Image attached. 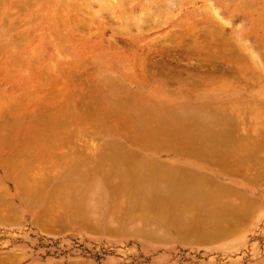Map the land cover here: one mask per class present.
Masks as SVG:
<instances>
[{
	"label": "rangeland",
	"instance_id": "374dc122",
	"mask_svg": "<svg viewBox=\"0 0 264 264\" xmlns=\"http://www.w3.org/2000/svg\"><path fill=\"white\" fill-rule=\"evenodd\" d=\"M204 1L205 0H179L180 4L178 5L180 6L177 5L176 8L178 7L177 10L179 7L181 9L177 14V11H175L171 17H166L165 14H160V21L158 20L159 23L156 22L158 24L161 23L160 26L157 25L156 27L155 23H153L155 26L151 23L152 25H149H151L150 28L152 30H148L149 32L142 35L135 33L136 29L133 28L130 29L131 32L119 30L120 32L122 31V33H119L115 17L111 18L106 16L105 20H107V22L105 25H101V22L98 20L97 29L93 24H88L82 27L78 25L76 30L70 32V35L67 34V36L53 38L47 35L46 32L36 33L37 30L40 31L42 29L40 27L42 23L45 22L42 13L35 12L32 9L30 11L19 12L21 13V16L24 14H26V16H31V21L30 23L21 25L20 29L17 31L19 33H25V36L19 42V45L6 48L4 52L0 53V117L7 115L9 118L10 116L13 117L19 113H23L24 116L22 114V119L25 122H19L18 129H15L17 127L14 128V126L17 124L18 120L15 119V122L13 117L14 125L12 128H10V125L9 129H13V132L17 130L16 133L19 132L18 134H13L12 130L8 129V120H6L7 122L5 121L6 124H2L3 119H0V127L7 125L6 127L9 130L6 136L3 134V136H0L1 139L3 138L2 140L0 139L2 141H0V158L7 157L12 153L14 154L16 150L14 147L17 146L18 150H21L23 149L22 146L24 147L28 144V141L30 142V138L28 139L29 135L25 137L28 134L26 131L29 130L28 132H30L33 127L31 125L33 121L31 117L29 119L28 112H32L31 114H33V110H36L37 107L39 108L40 105L42 106V104L49 100L52 101V99H50V97H52L50 95H53L52 91L56 86L59 88L63 85L62 81L65 77H67L65 80H69L70 77L77 76L76 78L77 80L79 78L80 80L78 81L80 82L85 76L91 77V74L93 76L91 78L95 79L94 82L96 81L98 83L103 80H110L112 82L120 80L124 83L122 84L124 88L114 86V90H111L110 88H108L109 90L107 88L104 90L107 92L111 91L112 94H114V96L117 95L116 97L118 98L120 96L124 98V93H128L131 90L134 91L137 87L135 82H133L135 78L134 75L136 76V80L137 78L139 79L140 76L138 75H141V73H147L146 75H142L147 76L152 72L156 75L153 76L157 78V75L160 74L162 78L170 77L169 79L166 78V80L167 82L170 81L172 84L170 85L169 82V85L166 86V88H169L173 93L167 96V99L171 100L167 105L166 103L164 105L163 102H159L160 104H163L160 105L157 103L158 101L153 105L154 102L151 104L150 100H148L151 104L149 106H153L152 108L156 111L159 112V110H162L161 108L165 106L166 108L169 107V109L173 108L171 105L172 103L182 101L185 105L176 106H185L192 110L196 115H204V111L210 110L225 114L227 118L231 120L232 123L230 122V128L233 129V131H231L233 136L231 137H233V139L238 137L237 140H234V143L236 141V145L233 143L234 147L242 150L244 153L248 150V153L243 157L241 163L242 165H246L245 180H242L238 185L237 182L229 177H223L222 182L230 183L233 186L239 187L237 188L239 193L245 195L246 215L243 214L244 216L242 215L241 217L246 220L242 219V221L240 220L241 218H239L242 222L239 221L238 223L237 220L234 224L235 226L233 225L230 231L228 230V232H226L227 235L222 234V238L221 236L214 238L211 241L219 238L220 240L209 245L198 246L197 244L200 243L196 242H194L196 245H184L178 244L174 241L163 245L155 243L150 244L140 238L125 236L121 233H118V235L114 234L115 236L109 235V233L106 234L107 232L102 231L95 232L92 230L91 233L89 232L90 230L83 229L80 226V223L77 225L78 222L75 223L74 226H80V228L65 225L66 227L64 226L61 228L62 231L60 228L51 230L43 228L42 230L41 227L39 228L31 223L30 219L34 211L31 208L32 210L21 211V219L15 217L14 220H11V222L8 221V223H5L3 220L0 221V254L15 253V256L17 257L15 261L10 264H264V0H209V2L217 8L218 15H208L204 6ZM141 5L142 4H140L139 7ZM247 5L250 9H253V7L258 8V12H253V10L246 11L248 10ZM132 8L133 7L128 6L127 10L131 11ZM236 8L241 9V11H238ZM137 9L138 7H135L133 10L136 11ZM242 9L244 13L242 12ZM183 12L188 13L183 14ZM259 16L262 17L263 20L261 23L257 24V22L255 23L253 20H256ZM74 18L75 16L72 15L71 22L75 20ZM57 23L59 22H50L49 24L57 28ZM59 30L64 29L61 26ZM170 30L171 32L173 31L174 34H170L171 36L168 34L170 36L169 39L167 38L168 35L163 33H168L167 31L170 32ZM195 38H198V41L204 42L206 47L197 46L194 43ZM167 39L169 40L165 41ZM215 45L217 47V50L215 49L216 51H213V48L212 50L209 49V46ZM8 57L17 62H8L10 61L7 59ZM134 66L137 68L135 67L133 69ZM165 68L170 72L167 73L166 71L168 76L166 73H163L165 72ZM68 75H70V77H68ZM81 75H83V77ZM129 76L131 81L133 79L132 82L134 85L132 82L129 84L133 86L124 82L129 81ZM47 77L56 78V80L53 82V79H50L51 82H47ZM161 77L158 79L161 80ZM165 78L163 79L165 80ZM73 79V83L76 85L75 83H78V81L74 77ZM68 80L65 81L68 82V84L66 83L68 85V89L66 90L70 91L69 88L71 87L69 86L73 83L71 81L70 84V81ZM177 80H182L183 83H187L188 81L187 85L190 82L189 80H192L193 82H191L189 86L186 84L185 86L184 84L181 85V83H178ZM183 80H186V82ZM48 83L51 85H48ZM78 84V87L80 86L83 87V89H86V87L83 86L85 83L82 84L80 82ZM85 86L89 87L88 84H85ZM116 87L118 89H123L124 91L121 90L120 92H116ZM58 88L54 91H59ZM62 88L66 87L63 85ZM62 88L60 87V91ZM73 88L75 89L76 86L72 87V90ZM180 88H185V90L189 91V94L191 93L189 97L191 98L189 99L188 96L180 95V93H178ZM76 89L77 91H71L78 93L79 89ZM81 89L82 88H80V90ZM83 89L82 91H84ZM144 90L154 91L158 89L150 87ZM45 91L50 93L46 92V94ZM37 94H39L42 99ZM159 94L163 93L159 92ZM198 96L199 98H197ZM205 99H209V102H206ZM34 100L37 101V104ZM42 101L43 103L41 104ZM151 101H153L152 98ZM33 103L37 106H32ZM52 103L53 102H50L48 105L46 103L48 108L49 106L51 107L50 104ZM141 103L138 104L141 105ZM143 105L145 106L147 104ZM47 106H43V108L45 109ZM144 106L143 108L139 107L143 109L142 111L148 109L149 112L148 105V108L145 110ZM140 108L139 110H141ZM166 108L163 109L165 110ZM199 109H202V112L199 111ZM41 110L44 111L43 109H37V112L34 114L36 115L38 111L41 112ZM76 110L77 113H79V110ZM218 110L220 111L218 112ZM143 115L145 116V114ZM12 117L9 119H12ZM18 117L16 116L15 118ZM68 119L69 116H67V122L62 127V130L61 128H57L58 130L54 131V133L60 135L64 134L61 135V137L58 134L56 136L54 135L56 140L59 138L60 141H53V139H50L52 140V143L55 142L58 147L54 148L56 145L53 144V148H49L47 143H49L50 140L47 139L48 142L47 140H44L45 142H43L46 143L44 145H48L49 149L46 147L48 151L44 150V146H41L43 145V142L38 138L41 137L40 134L37 137L40 141H37H39L41 147L38 145L36 153H33L35 149L29 151L32 152L33 155L35 154V156L39 154L37 157L38 159L36 158L37 160H40L39 157L41 156V153H45V156L42 155L43 158L41 156L39 163L47 162L42 163L43 165H38V162L33 160V163L35 162L34 166L36 164L38 167H36V169L32 167L35 169V174L32 172L29 173V175L31 174V176L36 178H43L44 174L45 176H49L50 171L51 174L54 175L51 176V178H55H53V180H49V176L48 181L46 177L45 185L50 184L49 186L47 185V189L45 188L44 182H42L44 189H46L45 192L43 191L44 193L42 195L45 196L50 194V192H48L50 188L53 189V187H56L55 185L59 184L62 173L58 175L59 173L57 174L55 172L63 169V166L66 165L65 161L66 163L68 162V169L74 167L73 164L71 166V163L75 161L77 155H84L81 157L82 159L79 158V156L76 157V160L79 163L75 162L78 165L81 163L79 167L81 166L84 168L83 164H85V167L89 168V164L87 165V163H90V160H94L96 154L97 160L99 159L98 156L103 150L102 148L107 147L105 144L108 145L107 142L109 140V143L118 140L113 134H110V136L108 133L107 135L109 137L104 136L106 135L105 132V134L102 135L100 132L93 134V130L95 129L89 128L93 127L89 125V127L84 130L85 132L81 131L80 128L82 127H79L76 121L75 124H72L74 122V117L73 119ZM21 120L19 119V121ZM13 121L10 120L11 123ZM26 121H31L28 125L30 124L32 127L26 129ZM94 123L96 122L94 121L91 125ZM70 124L74 127H78L74 128L72 125L70 126ZM213 124V126L216 125V123ZM94 125L97 127L96 124ZM83 127L85 128V125ZM78 128L84 133L83 135L76 130ZM212 128L214 127H211L209 130H212ZM23 129H25L24 131L27 134L25 133L21 135L20 132H22ZM87 130L90 132H87ZM214 130L218 129L214 128ZM0 131H2V128H0ZM19 134L21 136H18ZM31 135L32 134H30V136ZM234 135H236V137ZM33 136L36 137L37 135L34 134ZM42 136L41 139H44L45 135ZM86 136L90 138L88 139ZM15 137H19L18 139L23 143L26 139L27 144L20 143ZM61 138L65 141H62V144H60ZM13 139L17 141L15 142ZM35 139L31 141H35ZM12 140L16 146L12 145L14 144L12 143ZM119 142L122 143L119 144L126 147H140L137 146L139 145L138 143L132 144L131 142H125L122 140H119ZM18 143L22 146L20 147ZM102 143L105 147H103ZM28 146L30 147V145ZM28 146L25 147V150H22L21 156L17 157H22L23 153H25L24 155L29 153L27 149L30 148H28ZM98 147L102 148L99 149ZM234 147H232V150ZM50 149H53L52 152H49ZM6 151L7 153H5ZM70 151L71 153L75 152L77 154L72 153V155H70V157L72 156V159H70L71 162L69 160L67 161V159L70 158H68ZM226 151L228 153V150H223L222 152L226 153ZM53 152L55 155L58 154L59 157L58 155L53 156L51 154ZM249 152H251V158L249 157ZM49 153L54 157V159L51 157L50 161H48L50 159L48 157L50 156H47ZM253 154H255V156H253ZM33 155L32 157H34ZM85 156L90 160L88 161L87 159H84L87 160V162L83 163L81 160H83ZM27 157L26 159H29ZM55 157H57L58 160ZM31 158L30 160L32 161L33 158ZM164 158L169 157L165 156ZM42 159L44 161H42ZM72 160L74 161L72 162ZM61 161L62 163H57ZM221 162L222 161H220V164ZM225 163L226 162L224 161V164ZM28 165H30V162ZM55 165L58 167L56 168ZM43 166H46L44 170H42L44 168ZM75 166L77 168V165ZM92 166H90L91 169ZM65 167L66 166H64L65 170L63 169V175L67 170ZM32 168L28 169V171L32 170ZM259 170L261 173L260 177L257 176ZM24 171L27 170L25 169ZM43 171L45 172L43 173ZM46 172H48L49 175L46 174ZM5 176L4 168L0 166V186L2 185L0 188L3 189V187L6 186L8 190V193L6 196L4 195V198H7V200L10 201L12 200L11 202H13L16 207L26 206L25 204L24 206L21 205V203H23L22 198L14 197V184L11 175L8 174L6 177ZM257 180L259 183H257ZM33 183L32 186L37 187L36 179ZM81 192L82 190L80 193ZM250 199L251 201H255L252 203ZM47 200L49 202V199H45L43 202H46ZM59 208L56 210L62 212ZM34 209H36V207ZM100 215L102 216L101 219L107 216L106 214ZM229 233L230 235H228ZM211 241L202 243H208Z\"/></svg>",
	"mask_w": 264,
	"mask_h": 264
},
{
	"label": "bare ground",
	"instance_id": "6f19581e",
	"mask_svg": "<svg viewBox=\"0 0 264 264\" xmlns=\"http://www.w3.org/2000/svg\"><path fill=\"white\" fill-rule=\"evenodd\" d=\"M140 4H142V5L139 7ZM178 4H180L179 0L178 1H176V0H0V53L4 52V50L6 48L18 46L19 42L25 36V33H23V32L19 33L17 31L20 29L21 25H24L25 23H30L31 16H26V14L21 16L20 15L21 13H19V12L30 11L32 9L35 12L42 13L44 15L45 22H43L41 27H40L42 29L40 31L37 30L36 33L38 34L40 32H46L47 35H49L50 37H53V38L67 36V34L70 35V32H73V30H76L78 25L80 27H82V26H85L88 24H93V25H95V27L97 29L98 20L101 22L100 23L101 25H103V24L105 25V23L107 22V20H105L106 16L111 17V18L115 17V19L117 21V30L118 31L124 30L126 32H129V31L131 32L130 29L133 28V29H136V31H137L136 32L134 30L135 33L142 35V34L149 32L150 30H152L150 27L153 23L156 24V27H157V25L160 26L161 23L158 24L159 23L158 20L160 19V14H162V15L165 14L166 17H171V15H173V13H175V11H177L176 12V14H177L179 12V10L181 9L179 7V9L177 10L178 7L176 8V6ZM128 6L133 7L131 9V11L127 10ZM178 6H180V5H178ZM204 6H205V9H206L208 15L209 14L218 15L217 8L212 3H210L209 0L204 1ZM135 7H138V9L136 11L133 10V9H135ZM247 8H248V10H246V11L253 10V12L257 11V9H258L255 7H253V9L252 8L250 9V7H248V5H247ZM236 9L238 11H241V9H239V8H236ZM242 12L244 13L243 9H242ZM187 13L188 12H183V14H187ZM191 13H192V11H191ZM72 15L75 16V18H74L75 20L73 22H71ZM86 16H87V21H86ZM262 20H263V18L259 16L258 18H256V20L254 19L253 21H255V23L257 22V24H258V23H261ZM50 22L51 23L52 22H59V23H57L58 29L55 26L50 25L49 24ZM156 22H158V23H156ZM164 23H165V21H164ZM149 24H151V25H149ZM155 24H153V25L155 26ZM61 26L63 27L64 30H59L61 28ZM263 27H264V25H263ZM134 31H133V33H134ZM167 32L168 33H163V34H165V35H168V34L170 35L172 33L174 34V32L173 31L171 32V30H170V32L169 31H167ZM119 33H122V31L121 32L119 31ZM169 35L167 36V38L170 39L171 35L170 36ZM169 39H167L165 41H168ZM194 43L197 46L206 47L204 42L198 41V38L194 39ZM212 48H213V51L217 50L216 45L215 46H209V49L212 50ZM7 59L10 60L8 62H11V61H12V63L17 62L16 60H13L12 58L10 59L9 57ZM231 66H232V64H231ZM135 67L136 66H134L133 69ZM166 69L167 68H165V70H164L165 72H163L164 74L167 71ZM153 72H155V71H153ZM151 73H149L147 76H142L143 74L146 75L147 73H141V75L137 74L140 77H139V79L137 78L136 80H135L136 76L134 75L135 78H134V81H133V79H132V81L135 82V85L137 87H136V89H134V91L131 90L128 93H124V95H125L124 98L121 96L118 98V97H116L117 95L114 96V94H112L111 91L107 92L104 90L105 88H107V89L110 88L111 90H114L115 89L114 86H117L118 88H121V87L124 88V86L122 85L124 83L122 81L117 80V81L112 82L110 80H103L102 82L99 81V83H98L96 81L94 82L95 79L91 78V77H93L91 74H90L91 77L85 76L83 74L86 78L83 77V75H81L83 77V79L81 78L82 80L80 82L82 84L85 83V84L89 85V87H87V86H85V84H83V86L86 87V89L85 88L83 89V87H80V86L78 87V85H79L78 83H80L78 80H80V79L78 78V80H77V78H76L77 76L76 77L75 76L70 77V75H68V77H70L69 80L66 79V80L70 81V84H71V81H72V83L74 81L73 77L78 81V83L77 82L75 83L76 85H74V83H73V84H71V86H69V87H71V88H69L70 91L66 90V89H68L67 88L68 82H65L66 81L65 78H67V77H65L64 80L62 81L63 82L62 84L66 88H62L63 85L60 86L61 84L59 85L62 88L61 91H60V87L58 88L56 86L59 89V91L57 90L58 92L54 91L57 89L56 87L54 90L52 88V90H53L52 94L53 95H50V96H52V97H50V99H52V101L51 100H49V101L53 102L52 103L53 105L50 104L51 107L49 106V108H48L47 105L50 102L49 101L46 102L45 100H43L47 103V105H46V103H44L45 105L42 104L43 103V101H42L41 102L42 106L38 105L39 108L37 107V109H43L44 111H42V110H41V112L38 111V113L36 115L34 113L37 112V109L33 110L34 115L31 114L32 112L31 113L28 112L29 119L31 117V119L33 121V123H31V125L33 127L30 126V124L28 125V123H30L31 121L30 122L26 121L27 124L26 123H25L26 125L24 124L25 128L27 129V128L32 127L31 131L30 132H28L29 130L26 131L28 134L24 131L25 129H23V131L21 130L22 132H20L21 135L26 133L27 135L25 137H27L29 135L28 139L30 138L29 139L30 142L28 141V144H27V140L23 139L25 141L24 143L27 144L26 146L30 145V147L28 146V148H30V149H27L28 152L30 150L31 151L34 149L36 150L38 145H39L40 140H42V142L44 140L46 141L47 139H49V140L53 139V141H60L59 138H57L58 140H56L55 136L58 133H54V131L58 130L57 128H61V130H62V127L67 122V116H69V119L70 118L73 119V117H74V119H73L74 122L72 121L73 122L72 124H75L77 122L78 126L79 127L81 126L82 128H84L83 126L85 125L84 129L80 128L81 131L86 130L87 127H89V126H93V127H89V128H93L95 130L97 129L96 130L97 132L92 129L93 134L94 133L97 134L100 132L102 135V134L106 133V135H104L106 137L110 134H113V135H115L116 139H118V140L109 143L110 140L107 142V139H106V142L108 145H106L105 142H104V144H105V146H107V148L102 143L103 147H105V148L101 147L103 149L101 151V153L102 152L104 153L107 150L110 151V152L107 151V153H106L107 156L105 155L106 159L108 157L107 162H106L107 164H105V166H102L104 164H101L102 162L103 163L105 162V160L102 159L103 158L102 156L105 153L100 154V155L98 154L99 155L98 158H100V160H102L100 162L98 159V161L100 163V165H99L98 161H95V160H97V158H96L97 154L95 155L96 159L93 156L94 160L87 159L86 158L87 156H85L83 158V160H81L82 159L81 157L84 155H82V156L77 155L75 153L76 150H75V152H72V153H75L77 155V156L76 155H74V156H76V157L79 156V158H81V159H79V158H77V159L81 160V162H83V163H86L87 160L88 161L90 160L91 165H90V163H87V165L89 164V166H88L89 168H87V167H85V164L82 163L84 165V168L81 166H80L81 167L80 168L79 165L81 163L78 165L77 163H79V162L76 160V157H75V161L77 163L74 160H72V162L73 161L74 162L71 163V166L73 164L74 167H70L67 169L68 162L66 163V161L64 160L66 165H64V161H63V165L66 166L65 168L67 170L65 171V173L63 175V171L65 170L64 166H63L64 170L61 169L62 170L61 171L58 168L60 170L58 172L53 168L56 171L55 173H57V174L59 173L58 175H60L62 173L63 177H62V175H61V177L59 176L61 179L59 181V184L57 182L58 185H55L56 187H53V189L50 188V190H48V192H50V194H48V196H45V195H42L45 192V190L47 189V185H48V184L45 185V181H46L45 179L47 177V180H48L49 176H50L49 180H51V179L53 180V178H54V177L51 178V176L53 175V174H51V171L49 172L50 175L48 174V172H46V174H48L49 176H45V174H44L43 178L38 177L41 182L39 181L38 178L31 176V174L29 175V173H32V172L34 173V170L36 169V167H38L39 164L43 165L42 163L46 162V161L42 162V161H44L42 159V161H41L42 163H39L41 160V156L42 155L45 156L44 155L45 153H41V156L39 157L40 160H37L38 159L37 157L39 154H37V156H35V154L33 155V153H36L37 150L36 151L34 150L33 153L32 152L27 153L26 155L27 156L29 155L28 157L26 155H24L25 153H23L22 157H17V156H21L22 150L23 149L25 150L26 146L23 147L21 145L23 149L18 150L17 146L14 143L15 140L13 139L14 141L12 140L13 141L12 143H14V144H12V145L16 146V147H14L16 150H15L14 154L11 152L12 153L11 155H8V156L5 155L7 157H1L0 158V163H1L0 166L2 168H4L6 176L8 174L11 175V178H12V181L14 184V197L22 198L23 203H21V205L24 206V204H25L26 206H24V207H18L17 206L16 207L15 204L13 202H11L12 200L10 201V200H7V198H4V195L5 196L7 195L8 190H7L6 186L3 185L4 186L3 189L0 188L1 189V191H0V198H1L0 199V221L3 220V221H5V223L6 222L8 223V221L11 222V220H14L15 217H19L21 219V216H20L21 211H28V210L33 209L34 211H33L32 217L30 219L31 223L33 225L38 226L39 228L41 227L42 230H43V228H45V229L47 228V230L57 229V228L61 229L65 225L66 226L70 225V226L78 227V228H80V226H81L83 229L90 230L89 232H91V233H92V230L95 232L96 231L97 232H99V231L107 232L106 234L109 233V235H113V236L118 235V233L119 234L121 233V234H124L125 236L140 238L141 240H144L145 242H149L150 244L155 243V244L166 245L169 242H173V241L176 243H181V244H183V243L184 244H191L194 242H196V243L205 242V241L209 240V238H216L219 236H221V238H222V234L227 235L226 232H228V230L230 231V229L237 222V220H238V223L242 219L246 220L243 217H235V216H238L239 213L240 214L242 213V211L244 210L242 208H245L246 205L244 206L243 204H241L244 207L241 208L240 205L238 207V203L234 202L235 200L234 201L232 200L233 198L234 199L239 198L236 195V193H238L241 198L243 197L242 194L239 193L238 191H233L231 189L228 190V188H227V190H226V188L220 189L219 188L220 186L217 185L218 183L217 184L211 183V184H213V186L215 185V188L212 185L208 186L209 184L206 181L207 178H205V176H206L205 174H204L205 175L204 176L202 174L200 175V174L196 173L197 175H199V179L198 178L196 179L197 175L193 173L195 175V177H194L195 181L192 180L190 182H187V180L186 181L184 180L185 182L174 181V180H172L173 178L171 177V174H170V178H172L171 179L172 181H169L168 179L165 180L166 178L164 179V176H162L159 173L158 169L154 168L155 170H158L157 171L158 173L157 172L155 173V170H154V173L148 172L149 170H147V169L149 167L152 168L151 171L153 170L152 165L147 164V162L149 163L148 160L146 161V164L144 163V165H143L144 167H146V165H148L149 167L147 166L148 167L147 169L140 167L141 166V165H139V163H141L139 161L140 159L138 158V161H135V158L137 160V154H135L136 155L135 157L131 158V159H133L132 162L135 161L134 163L137 166L135 167L134 165H131L130 169L128 168L129 170H132V171H128V169L125 170V168L128 167V165H130V163H129L130 161H125V164H126V162L129 163V164H126L127 166L125 167V164L123 165V163H124L123 159L124 158L126 159L127 157L130 159V157L126 156L128 152L127 153L124 152L125 154L122 152L124 149H126V146L121 145L122 143L119 142V140H122L125 142L128 141V142H131L132 144L138 143L139 145H137V146H140L141 148H144V149L145 148H151V149L154 148L152 150H155V148H159L162 150L164 148L165 149L169 148L167 151L170 150V152H171L172 150L170 148H174V151H173L174 153H175V150L178 149L176 151L177 152L179 151V153H182V155H184L183 153L188 151V154L191 153V155H189L190 158L192 156V153L193 154L196 153L193 156L199 155L202 157V155L205 154L204 152H203L204 153L203 154L202 151L207 149L209 154L206 153V156H208V157H206V159L210 158V159H207L208 162H211L214 159L215 160L219 159V162L222 161L224 164L225 159L221 158V157L219 158L218 157L219 154L221 156L226 155L228 158V156L231 155L232 152L228 154L226 151L227 154H225L222 151L223 150H228V151L232 150V147H234V144L236 143V141L234 143V140L238 139V137H236V135H234L236 137L234 139H233V137H231V136H233V134H231V131H233V129L230 128V125L232 122L230 119L227 118V116L225 114L217 113V112H213V111L209 110V111H204L205 116L204 115L199 116V115H196L192 110H190L189 108H187L185 106H176V105H185L182 101H176L175 103H172L171 105L173 108H170V109H169V107L166 108V106L162 107L161 108L162 110H159V112L156 111L154 108H152L153 106H149L153 102H154L153 103V105H154L155 102H157V101H158L157 103L163 102L164 105H165V103L167 105V103H169V101H171V100L167 99V96L169 94L173 93V92H171V90L169 88H166V86H168L169 82H170V81L167 82L166 78L169 79L170 77L169 78L163 77V78H165V80H164L160 76V74H158L157 75L158 78L160 79V77H161V80H159L157 77L153 76L155 74H153V73L151 74ZM163 73H161V74H163ZM167 73H170V72L167 71ZM131 76L133 77L132 74H131ZM167 76H168V74H167ZM48 79L46 80L47 82H51L50 79L51 80L53 79V82H54V80H56V78L54 79V78H50V77ZM125 79H126V77H125ZM128 79H129V81H127V82L124 81V82L129 84L130 82H132L130 76ZM183 81L186 82V80H183ZM189 81L190 82L187 85L188 81H187V83H183L182 80L181 81L177 80V82L181 83V85L186 84L187 86H189L190 83L193 82L192 80H189ZM171 84L172 83L170 82V85ZM48 85H51V84L48 83ZM133 85H134V83H133ZM133 85H130V86H133ZM193 85H195V84H193ZM75 86H76V88L79 89L78 93L72 92L73 90L77 91L76 88L75 89L73 88V90H72V87H75ZM92 86H94V87H92ZM117 87H116V92H120L121 90H123V89H118ZM150 87H155L158 90H154V91H145L144 90V89L150 88ZM80 88H82L84 91H82V89L80 90ZM64 89H65V91H64ZM48 91H45V93ZM92 92L94 93V95ZM159 92H161L163 94H159ZM48 93H50V92H48ZM113 93H115V92H113ZM178 93H180V95H183V96H188L189 99L191 98V97H189L191 93L189 94V91L185 90V88L184 89L180 88L178 90ZM37 95L40 96L39 94H37ZM89 97H91V98H89ZM40 98L42 99L41 96H40ZM151 98L153 99V101H151ZM197 98H199V96ZM148 100H150L151 104ZM205 100H206V102H209V99H205ZM147 101L149 104L147 103ZM35 102L37 104V101H35ZM141 102H144V103H141ZM138 103H141V105H139ZM135 104L137 107L135 106ZM143 104L148 105L150 113L148 112V109H146V108H148L147 105L144 106ZM193 104H196V103H193ZM34 105H35V103H33L32 106H34ZM160 105H163V104H160ZM35 106H37V105H35ZM43 106L44 107L47 106V107L44 109ZM139 106L142 108L144 106V110L146 109V111H142L143 109H141ZM150 107H151V111H150ZM139 108L141 110H139ZM163 108H166V109L164 110ZM76 109L79 110V113H77ZM25 110H27V109H25ZM45 110H47V111H45ZM199 111L202 112V109H199ZM219 111L220 110H218V112ZM151 112L153 115L151 114ZM22 114L23 113H19L18 115L13 116L15 122H16V120H18L17 124L19 122L21 123L22 121H24L22 119ZM143 114H145V116ZM25 115H26V113H25ZM16 116L17 117L20 116L18 118L20 120L21 119L22 120L19 121L18 118H15ZM23 116H24V114H23ZM11 117L12 116H10L9 118H11ZM13 117H12V119H9L7 117V115H4V116H1L0 119H3L2 124H6L5 121L8 120V122L7 121L6 122H7L8 129H9L10 125H11L10 128H12V126L14 125L13 124L14 123ZM88 119H90V120H88ZM91 119H93L96 122L94 124H96L97 127L94 124L91 125V123L94 122ZM10 120L13 122L11 123ZM213 123H216L217 126L216 125L213 126L214 125ZM228 123H230V124H228ZM17 124H15V126H14V128L17 127L15 129H18L19 124L18 125ZM38 124H41V125H38ZM72 124H70V126ZM6 126L3 125V127H0V128H2V131H0V136H3V135L6 136L7 132L9 130H12V132H13V129L8 130ZM34 126H36V127H34ZM78 126H75V127H78ZM211 127H214L215 129L217 128L218 130H214V128H212V130H209V129H211ZM78 129H76V130L81 132L80 129L79 130ZM99 130H101L103 132H101ZM3 131H4V133H3ZM5 131H6V134H5ZM12 132H10V133H12ZM16 132H17V130H15V132H13V134H15ZM87 132H90V131L87 130ZM18 133H16V134H18ZM30 134H32V135L30 136ZM34 134H36L37 136L36 137L33 136ZM40 134H41V137H43L42 135H45L44 139H41V137H38ZM80 134L83 135L84 133L81 132ZM21 135L19 134L18 136H21ZM58 135L61 137V135H64V134H61V135L58 134ZM59 136H57V137H59ZM86 137H88V136H86ZM15 138L18 139L19 137H15ZM89 138L90 137H88V139ZM34 139H35V141H31ZM37 140H39V141H37ZM62 141L65 142L61 138L60 144L63 143ZM21 142L22 141H20V143ZM42 142H40V143H42ZM44 142L42 143L43 145H41V146H44V150H46V151H48L49 148H53L52 146H54L53 144H55V142L52 143V140H50V142H49L50 144L47 143L49 145V148H48V145H44V144H46ZM47 142H48V140H47ZM20 143H18L19 146H20ZM24 143L22 142V144H24ZM57 143H59V142H57ZM85 143H87V142H85ZM88 143H90V142H88ZM119 143H121V144H119ZM99 144H97V145H99ZM8 145H9V143H8ZM87 145H89V144H87ZM56 147H58V146L57 145L54 146V148H56ZM4 148H5V146H4ZM101 148H99V149H101ZM193 148H199V149H193ZM200 148H203V149L205 148V149L202 150ZM234 148H233V150H234ZM115 149L117 150L118 153L114 152V151H116ZM119 149H120V151H119ZM185 149H186V151L182 152V150H185ZM17 150H18V154H17ZM52 150L50 149L49 152L50 151L52 152ZM190 150H192V151H190ZM207 150H205V151L207 152ZM4 151H5V149H4ZM19 151H21V152H19ZM98 151H100V150H98ZM85 152H86V150H85ZM119 152L120 153L122 152V155L124 154V156H123L124 158L122 157V160H121V156H120V158L117 156V154L119 155ZM199 152H201L202 154H200ZM5 153H7V151ZM8 153H10V152H8ZM30 153H31V156H30ZM53 153H51L53 156L58 155V154L55 155V153L54 154ZM72 153L70 151L68 158L70 157V155H72ZM77 153H78V151H77ZM96 153H97V151H96ZM109 153H110V156H109ZM113 153H115V154H113ZM210 153H211V155L212 154L213 155L210 156ZM246 153H248V150L245 151L244 155H246ZM67 154H68V152H67ZM249 154H250L249 155V157H250L251 152H249ZM32 155L35 157V159H34V157H32ZM52 155H50V153L47 154V156H50V157H48V158H50L48 161L51 160V157L54 159V157ZM215 155H216V158H215ZM43 156H42V158H43ZM115 156L117 159L119 158L120 161H123V162H120L119 159L116 160ZM199 156H198V158H200ZM213 156H214V158H213ZM253 156H255V154H253ZM26 157L29 159H26ZM58 157H59V155H58ZM71 157L69 159H67V161L69 160L71 162V160H70V159H72ZM138 157H140V156H138ZM141 157H143V156H141ZM203 157L201 159H203ZM30 158L32 159V161L30 160ZM55 158L57 159V157H55ZM64 158H65V156H64ZM53 159H52V161L54 162ZM84 159H87V160H84ZM109 159H111V161ZM204 159H205V157H204ZM33 160L38 162L37 166H36V164L34 166L35 162L33 163ZM114 160L117 162L119 161V162L115 163ZM142 160L144 161V159H141V161ZM151 160L153 161V159H151ZM215 160L213 162H215ZM154 161L156 162V160H154ZM231 161H232L231 162L232 164H235L233 162L236 160H231ZM238 161L241 163L240 159H238ZM29 162H30V165H28ZM136 162H137V164H136ZM216 162L219 163L218 161H216ZM222 162H221V164L219 163V166L222 165ZM239 162L236 161V163H238V165H240ZM57 163L60 164V163H62V161L57 162ZM231 163H230V165H232ZM95 164H96V167L98 168L97 170L93 169V167H95L94 166ZM75 165H77V168ZM138 165H139V168H138ZM61 166H62V164H61ZM90 166H92V169ZM219 166H217V167H219ZM32 167L35 169H33ZM55 167H56V165H55ZM133 167L138 168V169L142 168L139 170V172L144 171V173H145V171H146L148 173H145V175L142 176V173L139 174L138 169H136V171H135V169H133ZM162 167H164V166H162ZM225 167H227V166H225ZM31 168H32V170L28 171V169H31ZM45 168H46V166L42 170H44ZM229 168H231V167H229ZM25 169L28 171V174H27V171H24ZM42 170H41V172H42ZM172 170H173V168H172ZM180 170L182 172L183 171L185 172V170H182V169H180ZM186 170H187V168H186ZM222 170H224V169H222ZM228 170L229 169H227L226 171L228 172ZM116 171L119 172L120 174H118ZM163 171H165L168 174L170 172V170H167V171H169V172H167L164 168H163ZM174 171L176 172V170H174ZM181 171H180V175H181ZM231 171H233V170L231 169ZM38 172H39V170H38ZM44 172L45 171H43V173ZM165 172H162V173H165ZM184 172L182 173L183 176H185ZM187 172L190 173V176L193 175V174H191L189 169ZM112 173H114V175H117L118 177L116 176L117 177L116 180L113 179L114 176L111 177V179L115 180V181L111 182L110 178L108 180V177H110V175ZM168 174H167V176H168ZM175 174H177V172ZM58 175H57V177H58ZM177 176L175 179H178ZM187 176L190 177L189 175H187ZM200 177L203 181L200 179ZM202 177H204V178H202ZM34 178L36 179L37 187L32 186L34 184L33 182L35 181ZM160 178H162L164 180L161 181ZM179 178H183V177L180 176ZM191 178L193 179V176H191ZM37 179H38V181H37ZM183 179H185V178H183ZM183 179H181V180H183ZM186 179H188V178H186ZM204 180L206 181V183L204 182ZM42 182H44L46 189H44V185ZM257 183H259L258 180H257ZM103 184H105L106 186H104ZM217 186H219L218 187L219 189H217ZM32 187H34V188H32ZM179 188H181V191L179 190ZM182 188L185 190L182 191L183 190ZM211 188H213L212 189L213 191L211 190ZM81 190H82V192L80 193ZM175 191H177V192H175ZM180 192H184V193H180ZM110 195H112V197H110L111 200L115 199V201H118V200H116L117 199L116 196H118L121 198V199H119L121 202H115V201L114 202H106L107 197ZM129 198H131V201ZM132 198L133 199L137 198L138 202L135 200L132 201L133 200ZM45 199H49V202H48V200L46 202H43V200H45ZM104 199H105V201H104ZM227 199L228 200L231 199L234 202V204L235 203L237 204V206H234V204L230 205L231 202H230V200L228 201ZM124 200H125V202H123ZM167 200H169V201H167ZM179 200H181V201L183 200V203ZM186 200H187V202H185ZM189 200H191V202ZM221 200L222 201L224 200V202L220 203L219 201H221ZM166 201L168 203H165ZM192 201H193V203H192ZM250 201H251V199H250ZM253 201H255V200H253ZM253 201H251V202L253 203ZM41 203H43L44 205ZM211 203H213V204H211ZM209 204L214 205V207L209 205ZM248 204H249V201H248ZM210 206L213 209H211ZM223 206H224V208H223ZM231 206L235 207L234 213H236V214H234L233 216L230 215V217H229V216H227L226 211L229 212V210H232L233 207H231ZM35 207H36V209H34ZM230 207H231V209H230ZM58 208L61 209L62 212L59 210H56ZM240 208H241V210H240ZM212 210H214L215 213H213L214 211L212 212ZM208 211L209 212L211 211L212 214L210 213L211 214L210 215L208 213ZM216 212L218 214H216ZM100 214H106L107 216L105 218L101 219L102 216ZM207 214L210 216L208 217ZM232 214H233V212H232ZM241 215H243V214H241ZM231 216H232V218H231ZM245 217H247V216H245ZM239 218H241V219L239 220ZM242 221H240V222H242ZM75 223H77V225H79V223H80V226H74ZM163 225H167V226L164 227ZM66 229H68V228H66ZM61 231H62V229H61ZM228 235H230V233ZM16 258L17 257L15 256V253L0 254V264H10L11 262H14ZM36 264H41V263H36Z\"/></svg>",
	"mask_w": 264,
	"mask_h": 264
},
{
	"label": "crops",
	"instance_id": "0c3cea01",
	"mask_svg": "<svg viewBox=\"0 0 264 264\" xmlns=\"http://www.w3.org/2000/svg\"><path fill=\"white\" fill-rule=\"evenodd\" d=\"M107 148V147H106ZM109 149V148H108ZM122 149V148H121ZM124 149V148H123ZM151 148H141V147H126V149H124L122 152L124 153H127V155L126 156H129L130 157V159L131 158H133V157H135L136 155L135 154H137V160H136V158H135V161H138V158L140 159L139 161L141 162V163H139V165H141L140 167H142V168H148L149 166L148 165H152V167H153V170L151 171V169L152 168H148L147 170H149L148 172L149 173H154V170L155 169H158L159 170V173L162 175V176H164V179L165 180H169V181H172V180H174V181H180V182H185L186 180H187V182H190V181H195L194 179V177H195V175L194 174H196V173H198V174H202V175H204L205 176V178H207L206 179V181L208 182V186H213V184L214 183H218L217 185H219V186H217V189H221V188H226V190H227V188H228V190H233V191H238V189L237 188H239V187H236V186H233V185H231L230 183H223L222 182V178L223 177H229L230 179H232L233 181H235V182H237V184L239 185L240 183H241V181L242 180H245V166L246 165H242L241 163H242V161H243V157L245 156L244 154V152L242 151V150H239L238 148H234V150L232 151H228V154L229 153H231V155H229L228 156V158H227V156L226 155H224V156H221L220 154H219V158L221 157V158H224L225 160V164H223L222 163V165H220L219 166V159L218 160H215V162H213V161H211V162H208L207 161V159H210V158H207L206 159V157H208V156H206V153L207 154H209L208 153V150L207 149H205V150H207V152L203 149V148H200V149H202V150H204V151H202V153L205 155H202V157L204 156L205 157V159H204V157H203V159H201L202 157L201 156H199V155H196V156H193V155H195V154H193L192 153V156H191V158H190V156L189 155H191V153H189L188 154V151H186V149L185 150H182V152H185V153H183L184 155H182V153H179V151L177 152L176 150H178V149H176L175 150V153L173 152L174 151V148H170L172 151V153L170 152V150L169 151H167L169 148H167V149H159V148H155V150H152V149H154V148H152L151 150H150ZM159 149V150H158ZM183 149V148H182ZM190 149V148H189ZM192 149V148H191ZM193 149H199V148H193ZM106 150V149H105ZM104 150V151H105ZM112 150V149H111ZM116 150V149H115ZM130 150V151H129ZM150 150V151H149ZM188 150V149H187ZM107 151H109V150H107ZM107 151L106 152H102V153H100V154H104L102 157V159H104L105 160V162L103 163H101V164H104V165H102V166H105V164H107L106 162H107V159H108V157H107V159H106V157H105V155H106V153H107ZM119 151H120V149H119ZM155 151V152H154ZM166 151V152H165ZM181 151V150H180ZM190 151H192V150H190ZM194 151V150H193ZM199 151V150H198ZM110 152V151H109ZM114 152H117V150L116 151H114ZM122 152L120 153L119 152V155L117 154V156L120 158V156H121V160H122V157L124 156V154L122 155ZM178 154H177V153ZM195 152V151H194ZM200 154H202L201 152H199ZM222 153V152H221ZM113 154H115V153H113ZM134 154V155H133ZM225 154H227V153H225ZM112 155V154H111ZM213 155V154H212ZM211 155V153H210V156H212ZM244 155V156H243ZM107 156V155H106ZM109 156H110V153H109ZM114 156V155H113ZM132 156V157H131ZM138 156H140V157H138ZM141 156H143V157H141ZM152 156V157H151ZM165 156H167V157H169V158H164ZM198 156L200 157V158H198ZM226 157V158H225ZM111 158V157H110ZM115 158H116V156H115ZM114 158V159H115ZM118 158V159H119ZM124 158V157H123ZM128 158V157H127ZM123 159L124 160V163H123V165L125 164V161H130L129 163H130V165H128V167H126L127 165L126 164H129V163H127L126 162V164H125V170L126 169H130V166L131 165H134L135 167L137 166V165H135V161L134 162H132L133 161V159ZM213 158H214V156H213ZM215 158H216V155H215ZM240 159L241 160V163L238 161V159ZM117 158H116V160H118ZM141 159H144V161L142 160L141 161ZM151 159H153V161L151 160ZM212 159V158H211ZM110 161H111V159H109ZM149 161V163L147 162V164L148 165H146V167H144L143 165H144V163L146 164V161ZM154 160H156V162L154 161ZM231 160H236L237 162H239V164L240 165H238V163H236V161H234L233 163H235V164H232L231 162ZM96 161H98V160H96ZM99 161L101 162L102 160H100V158H99ZM99 161H98V163H99ZM113 161V160H112ZM115 161V160H114ZM119 161H120V159H119ZM118 161V162H119ZM210 161V160H209ZM216 161H218L219 163H217ZM117 161H115V163H116ZM117 162V163H118ZM120 162H123V161H120ZM163 162V163H162ZM114 163V164H115ZM165 163V164H164ZM217 163V164H216ZM229 163V164H228ZM230 163L232 164V165H230ZM136 164H137V162H136ZM99 165H100V163H99ZM139 165H138V168H139ZM164 166V167H162V166ZM227 166V167H225V166ZM95 167H93V169L94 170H97L98 168L96 167V164L94 165ZM98 166V165H97ZM107 166V165H106ZM148 166V167H147ZM167 166V167H166ZM217 166H219V167H217ZM223 166V167H222ZM231 167V168H229V167ZM101 167V166H100ZM222 167V168H221ZM96 168V169H95ZM138 168H134L133 167V169H135V171H136V169H138ZM142 168H140V169H142ZM155 168V169H154ZM163 168L167 171V170H170V172L169 171H167V172H169V174L168 173H166L165 171H163ZM172 168H173V170H172ZM186 168H187V170H186ZM216 168V169H215ZM229 169L228 170V172L226 171L227 169ZM128 169V171H132V170H129ZM140 169H138V172H139V170ZM179 169V170H178ZM180 169H182V170H185V172H184V174H185V176H183L182 175V171L180 170ZM188 169H189V171L191 172V174H193V175H191V176H193V179L191 178V176H190V173L189 172H187L188 171ZM222 169H226V170H222ZM231 169L233 170V171H231ZM144 170V169H143ZM158 170H155V173L158 171ZM174 170H176V172H177V174H175L176 172L174 171ZM118 171V170H117ZM116 171V172H117ZM172 171V172H171ZM180 171H181V175H180ZM137 172V173H138ZM148 172H146L145 171V173H148ZM162 172H165V173H162ZM175 172V173H174ZM179 172V173H178ZM118 174H120L119 172H117ZM140 173H142V176L143 175H145V173H144V171L142 172V171H140L139 172V174ZM158 173V172H157ZM174 173V174H173ZM116 174V173H115ZM167 174H168V176H167ZM170 174H171V177L173 178H170ZM181 177H183V178H185V179H183V178H179L180 176ZM260 170H259V172L257 173V176L258 177H260ZM166 175V176H165ZM178 175V176H177ZM187 175H189L190 177H188ZM197 175V174H196ZM114 176V178L113 179H115L116 180V178L118 177L117 175H114V173H112L111 175H110V177H108V180H109V178H110V180H111V182L112 181H115V180H113V179H111V177H113ZM117 176V177H116ZM128 176V175H127ZM161 176V177H162ZM176 176H177V178L178 179H175L176 178ZM163 178V177H162ZM162 178H160L161 179V181H163L164 179H162ZM170 178V179H169ZM186 178H188V179H186ZM191 180H190V179ZM199 179V175H197V177H196V179ZM202 178H204V177H202ZM172 179V180H171ZM181 179H183V180H181ZM200 179H201V177H200ZM185 180V181H184ZM189 180V181H188ZM202 180V179H201ZM203 181V180H202ZM206 181L204 180V182L206 183ZM211 183H213V184H211ZM104 186H106L105 184H103ZM214 188H215V185L213 186ZM219 187V188H218ZM183 189V188H182ZM213 188H211V190H212ZM179 190L181 191V188H179ZM185 189H183L182 191H184ZM213 191V190H212ZM175 192H177V191H175ZM239 192V191H238ZM180 193H184V192H180ZM242 194V193H241ZM236 195L239 197L238 199L236 198V199H232L234 202H237L238 203V207H239V205L241 206V208L242 207H244L245 205H246V197H245V195L244 194H242V198L239 196V194L238 193H236ZM110 197H112V195H110V196H108L107 197V201L106 202H114L115 201V199H113V200H111V198ZM115 198V197H114ZM116 200H118V201H115V202H121L119 199H121L120 197H118V196H116ZM134 198V197H133ZM132 198V199H133ZM105 199H104V201H105ZM123 199V198H122ZM130 199V201H131V198H129ZM137 201L138 202V199L137 198H135V199H133L132 201ZM228 200V199H227ZM230 200V202L232 203L233 201L231 200V199H229ZM228 200V201H229ZM167 201H169V200H167ZM165 202V203H168V202ZM179 201H181V200H179ZM190 202H191V200H189ZM123 202H125V200L123 201ZM175 202V201H174ZM182 203H183V200L181 201ZM185 202H187V200L185 201ZM220 203H222V202H224V200L222 201H219ZM227 202V201H226ZM229 202V203H230ZM234 202L231 204L230 203V205H233L234 204ZM192 203H193V201H192ZM211 204H213V203H211ZM211 204H209V205H211ZM241 204H243V205H241ZM211 206H213L214 207V205H211ZM210 206V208L211 209H213L212 207ZM234 206H237V204L235 203L234 204ZM231 207H233V206H231ZM231 207H230V209H231ZM246 207V206H245ZM223 208H224V206H223ZM234 208L235 207H233L232 208V210H229V212L228 211H226L227 212V216H229L230 217V215H234V214H236V213H234ZM241 208H240V210H241ZM242 209H244L243 211H242V213L241 214H245V208H242ZM214 210H212V212H213ZM224 212V211H223ZM232 212H233V214H232ZM208 213L210 214L211 213V211L209 212L208 211ZM213 213H215V211L213 212ZM229 213V214H228ZM212 214V213H211ZM210 214V215H211ZM216 214H218L217 212H216ZM221 214V213H220ZM219 214V215H220ZM226 214V213H225ZM240 213H239V215L238 216H235V217H241L242 215H241ZM210 215H208L207 214V216L209 217ZM224 215V214H223ZM205 216V215H204ZM232 216H231V218H232ZM244 216V215H243ZM164 227H166L167 225H163ZM214 238H209V240H207V241H211V240H213ZM220 239V238H219ZM219 239H217V240H214V241H211V242H208V243H200V244H197L198 246H202V245H209V244H211V243H213V242H215V241H218ZM206 242V241H205ZM178 244H181V243H178ZM184 244V243H183ZM184 245H196L195 243H191V244H184Z\"/></svg>",
	"mask_w": 264,
	"mask_h": 264
}]
</instances>
